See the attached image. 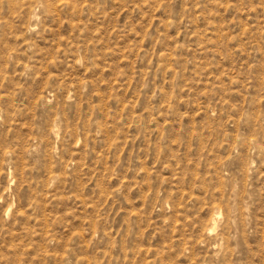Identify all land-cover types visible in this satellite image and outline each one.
Masks as SVG:
<instances>
[{
    "label": "rangeland",
    "instance_id": "1",
    "mask_svg": "<svg viewBox=\"0 0 264 264\" xmlns=\"http://www.w3.org/2000/svg\"><path fill=\"white\" fill-rule=\"evenodd\" d=\"M0 264H264V0H0Z\"/></svg>",
    "mask_w": 264,
    "mask_h": 264
}]
</instances>
